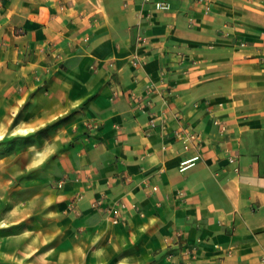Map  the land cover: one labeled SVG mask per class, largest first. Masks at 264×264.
I'll return each mask as SVG.
<instances>
[{
	"label": "crops",
	"instance_id": "1",
	"mask_svg": "<svg viewBox=\"0 0 264 264\" xmlns=\"http://www.w3.org/2000/svg\"><path fill=\"white\" fill-rule=\"evenodd\" d=\"M1 138L77 220L53 264H264V0H0Z\"/></svg>",
	"mask_w": 264,
	"mask_h": 264
},
{
	"label": "rangeland",
	"instance_id": "2",
	"mask_svg": "<svg viewBox=\"0 0 264 264\" xmlns=\"http://www.w3.org/2000/svg\"><path fill=\"white\" fill-rule=\"evenodd\" d=\"M25 150L24 140L0 139V264H8L11 257L17 260H31L34 264L45 259L47 264H53L58 252L62 259L71 261V252L67 254L65 250L59 251V248L62 249L63 241L70 244V247L73 242L79 245L83 240L72 231V225L76 224L77 220L73 217L67 218L70 205L58 209L62 212L60 216L67 218L63 219L62 225L57 219L54 203L45 210L41 209L39 196L49 197L52 190L49 184L41 186L35 180V177H40L39 169L25 170V164L29 162L30 157H40L29 156ZM24 209L29 213L26 217L18 213ZM11 222L13 223L10 224ZM25 237H30L28 242L33 244V250L27 253L28 256L24 251L7 250L10 245L12 247L22 244ZM40 244H44V250H40Z\"/></svg>",
	"mask_w": 264,
	"mask_h": 264
},
{
	"label": "built area",
	"instance_id": "3",
	"mask_svg": "<svg viewBox=\"0 0 264 264\" xmlns=\"http://www.w3.org/2000/svg\"><path fill=\"white\" fill-rule=\"evenodd\" d=\"M135 63V62H134ZM185 141H186V139H185ZM184 148H186L187 147V145H186V143L184 144V146H183ZM189 161L190 160H187V161H185V162H183V166H185V165H187V163H189ZM112 212L115 214L116 212H117V210L114 208L113 210H112ZM118 222V220L116 219V218H113L112 219V223H117Z\"/></svg>",
	"mask_w": 264,
	"mask_h": 264
},
{
	"label": "clouds",
	"instance_id": "4",
	"mask_svg": "<svg viewBox=\"0 0 264 264\" xmlns=\"http://www.w3.org/2000/svg\"><path fill=\"white\" fill-rule=\"evenodd\" d=\"M28 131H31V129H29Z\"/></svg>",
	"mask_w": 264,
	"mask_h": 264
}]
</instances>
